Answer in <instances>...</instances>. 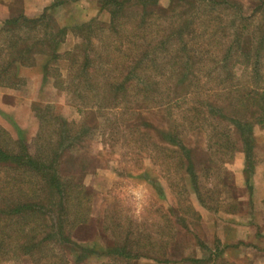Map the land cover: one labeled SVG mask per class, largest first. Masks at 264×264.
I'll return each instance as SVG.
<instances>
[{"label": "trees", "instance_id": "1", "mask_svg": "<svg viewBox=\"0 0 264 264\" xmlns=\"http://www.w3.org/2000/svg\"><path fill=\"white\" fill-rule=\"evenodd\" d=\"M74 1L53 0L35 16L13 6L0 25V87L18 88L24 82L20 70L36 66L42 80L51 78L81 114L69 121L51 113V103H34L39 124L31 143L0 127V258L24 256L32 264H138L141 259L217 264L211 255L222 253L219 239L208 246L199 237L194 229L201 215L185 200L156 209L163 222L159 228L167 232L135 230L142 224L125 219L112 205L113 218L105 217V209L98 222L109 234L105 242L82 241L72 233L92 220L95 192L83 178L86 169L105 162L104 150H88L101 120L109 132L124 124L140 154L137 177L159 196L164 192L157 170L170 183L168 175L176 174L184 188L179 195L189 190L203 208L218 212L223 173V185L230 188L223 211H241L226 165L242 151L251 191L257 162L253 128L264 129V17L250 22L264 0H252L258 6L251 14L234 0H169L166 7L160 0H96L108 21L59 25L56 9ZM194 7L202 9L205 24L195 23ZM69 33L81 40L61 51ZM235 65L245 78H235ZM130 222L138 226L133 230ZM190 240L193 252L203 255H185Z\"/></svg>", "mask_w": 264, "mask_h": 264}, {"label": "rangeland", "instance_id": "2", "mask_svg": "<svg viewBox=\"0 0 264 264\" xmlns=\"http://www.w3.org/2000/svg\"><path fill=\"white\" fill-rule=\"evenodd\" d=\"M81 0L74 1L79 3ZM80 2L75 9H56L55 14H53L56 22H64L66 26L72 27L73 25L80 23L81 21H89L91 18H97L94 24L99 22L108 21V13L105 11H99L98 4L96 0ZM236 3H239L241 10L247 14H251L252 10L258 5L256 1L252 0H234ZM249 2V3H248ZM252 2V3H250ZM169 3V0H160L159 5L166 7ZM255 4V5H253ZM14 8L15 5H14ZM194 12L197 14V19L195 20L196 24H205L207 19L202 14V9L199 7L193 8ZM10 10V14H11ZM14 11V10H13ZM13 13V12H12ZM94 13V15H92ZM264 5L261 8L252 13L253 19L250 22L251 25L256 24V22L264 17ZM229 14V13H228ZM230 15V14H229ZM85 19V20H77ZM221 18H225L221 15ZM2 21L0 22L1 25ZM203 28V27H202ZM253 28V27H252ZM70 29V28H69ZM78 35V33H77ZM72 35L66 37L65 41L61 43L59 49L64 51L70 49L74 46L77 41L81 40V36ZM264 52V50H262ZM261 72L264 77V55L261 62ZM61 72L66 71V64H59ZM38 67H26L20 70L21 75L24 78L23 84L18 88L9 86V87H0V127L4 128L13 138H17V135L25 138L28 143L33 142V139L37 135L38 130V120L35 117L36 104L44 105L46 103L52 104L51 113L56 114L60 118L65 120H74L78 121L80 115L76 110L73 102L65 94V92L55 88L53 80L47 79L46 81L42 80V73L37 69ZM235 78L244 77L245 71L240 65H235L232 68ZM226 73V70L223 69ZM243 72V75H241ZM220 72H218V75ZM43 110H40V113ZM114 111V110H113ZM116 112V111H114ZM107 118L111 119V122L114 116L110 115ZM103 124V120H101ZM101 124L100 130L96 133L95 138L91 142V146L88 149L89 152L95 153L99 150H104V160L107 162V165L104 161L99 163L98 169L92 171V169H86L83 182L87 187H91L95 192L94 197L90 201V210L92 215V220L85 227H81L78 230H74L72 237L75 239H80L82 241H96V242H105L106 235L108 232L100 228L99 223L103 218V211H107L105 217L107 219L112 217L110 210H115V205L118 206L117 211L122 212L123 216L131 219H136L139 224H142L143 228L136 227L135 230L155 232V234H160L161 230L164 229V232L167 227L163 228L159 225L163 224L159 220V217L155 214L158 207L169 208L173 204H177V201L186 202V204H191L201 215V221L198 227H196V233L199 237L208 245L212 246L214 243V238H216V231L219 233L221 229L215 228L217 225L221 224V221L224 223H231V219H226L227 215L231 216V213H225L223 210L229 204L230 199L228 198L230 193L229 186L223 185L224 174L219 175V187L220 196L219 203L220 210L218 212L207 211L203 208L197 201L195 195H193L189 190L182 195H179L180 191L184 188L182 187V182L176 176V174L168 175L169 179L172 180L167 182L165 179L160 178L158 170L155 172L157 174L159 183L163 189L164 196H159L153 187L145 180H142L139 176L137 168V158L140 157V154L135 149V143L130 137V134L126 131L124 124H122L121 129L115 128L109 132L108 129L103 128ZM254 135L257 141V147L255 152L257 155V162L254 165L253 173L250 178L251 191L247 189L246 183L244 181L243 167H244V157L243 153L240 150L234 152V158L229 162L226 167L231 172L229 175V181L235 187L237 191H234L236 195V200L241 201L240 212H233L234 214H239L247 212V220H251L256 224L257 230H259V220L264 221V129L260 126H254L253 128ZM107 144V145H105ZM240 148V147H239ZM200 167L202 164L199 165ZM70 170V165L64 166L62 169L63 172ZM201 171V168H197ZM238 178V180H237ZM187 183V180H185ZM217 182V180H215ZM214 181V183H215ZM205 182V180H203ZM184 183V182H183ZM223 186V187H222ZM188 187V184H187ZM226 188V189H225ZM249 188V187H248ZM218 191V190H217ZM44 196V195H43ZM176 198V199H175ZM110 199V200H108ZM261 200L263 202L262 209H259L256 205V202ZM112 201V202H111ZM114 205V207L112 206ZM112 208V209H110ZM238 207H235L236 210ZM110 209V210H109ZM154 211V213L152 212ZM156 215V216H155ZM229 216V217H230ZM99 218V220H98ZM113 218V217H112ZM232 218V217H231ZM129 219L127 222H129ZM124 221V220H122ZM155 221V223H153ZM102 222V221H101ZM130 222L133 230L135 226H138V223ZM142 222V223H141ZM133 223V224H132ZM145 225H144V224ZM214 223V224H213ZM112 226L111 222H107ZM217 224V225H216ZM229 224V225H231ZM241 226L242 225L241 223ZM103 230V234L101 232ZM109 235V234H108ZM132 235V234H131ZM143 236V235H142ZM190 242H192L190 240ZM191 245L188 243L186 249L191 250ZM198 252V251H197ZM1 254V253H0ZM198 254H201L198 252ZM10 256V255H9ZM21 256V255H20ZM97 259H90L91 263H95ZM0 264H32L29 258L21 256L18 258H7L5 260L0 258ZM138 264H157L152 260L141 259L138 261ZM218 264H220L218 262ZM236 264V263H234ZM239 264H250L248 262H243Z\"/></svg>", "mask_w": 264, "mask_h": 264}, {"label": "crops", "instance_id": "3", "mask_svg": "<svg viewBox=\"0 0 264 264\" xmlns=\"http://www.w3.org/2000/svg\"><path fill=\"white\" fill-rule=\"evenodd\" d=\"M85 1L94 2L93 0H81L79 3ZM52 2L53 0H0V22L9 17L10 10L14 5L19 8L21 7L26 16H35ZM79 3L68 2L57 9H66L68 7L72 9L73 5V9H75ZM92 15H94V13H92ZM75 19L79 21L85 20L78 19L77 17ZM59 23L65 25L64 22L59 21ZM69 34L67 36H69ZM261 204H263V202L259 200L256 202L255 206L262 209ZM229 216L230 215H227L226 219H231L230 221L232 224L221 221L220 225L216 224L217 227L215 226V228L221 229L219 233L216 231V236L221 244L220 249L223 250L217 257L211 255L212 260L215 259L217 264L218 262L220 264H239L243 262H248L250 264H264V221L259 220L257 222L260 225L259 230H257L256 224H253L254 222L251 220H247V212L231 214V216ZM241 223L244 226H241ZM189 244L192 248L191 250L187 249L185 255H203L202 253L198 254L197 251L195 253L193 252V240ZM205 257H207V255H205ZM208 264H212V262H209Z\"/></svg>", "mask_w": 264, "mask_h": 264}]
</instances>
